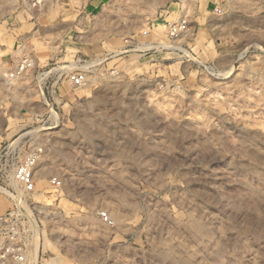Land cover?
<instances>
[{
    "label": "rangeland",
    "instance_id": "rangeland-1",
    "mask_svg": "<svg viewBox=\"0 0 264 264\" xmlns=\"http://www.w3.org/2000/svg\"><path fill=\"white\" fill-rule=\"evenodd\" d=\"M35 29L47 64L8 70ZM13 209L29 264H264V0H0Z\"/></svg>",
    "mask_w": 264,
    "mask_h": 264
},
{
    "label": "built area",
    "instance_id": "built-area-1",
    "mask_svg": "<svg viewBox=\"0 0 264 264\" xmlns=\"http://www.w3.org/2000/svg\"><path fill=\"white\" fill-rule=\"evenodd\" d=\"M31 62L23 60L19 63L17 70H23ZM17 70H15L17 72ZM12 72L11 74H15ZM77 84L84 80L83 74L73 77ZM36 158L29 157L25 165L19 167L15 173V178L27 192L35 190V179L33 166ZM107 216L105 213L103 214ZM9 216V217H7ZM21 220L17 217L16 209H13L9 215H5L4 224L0 227V264H29V257L33 249V227L30 215H25Z\"/></svg>",
    "mask_w": 264,
    "mask_h": 264
},
{
    "label": "crops",
    "instance_id": "crops-1",
    "mask_svg": "<svg viewBox=\"0 0 264 264\" xmlns=\"http://www.w3.org/2000/svg\"><path fill=\"white\" fill-rule=\"evenodd\" d=\"M45 41L48 42V35L45 36L43 31L38 32L36 29L33 33L16 39L12 50L5 55L3 65L8 70H16L23 60L33 59L37 68L43 67L47 64L42 63V59L46 57L42 55L45 51Z\"/></svg>",
    "mask_w": 264,
    "mask_h": 264
}]
</instances>
